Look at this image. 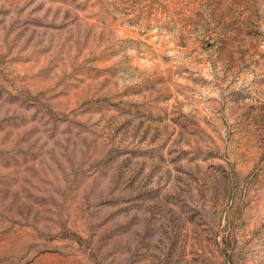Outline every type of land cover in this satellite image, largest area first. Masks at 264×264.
<instances>
[{"label": "rangeland", "instance_id": "1", "mask_svg": "<svg viewBox=\"0 0 264 264\" xmlns=\"http://www.w3.org/2000/svg\"><path fill=\"white\" fill-rule=\"evenodd\" d=\"M0 264H264V0H0Z\"/></svg>", "mask_w": 264, "mask_h": 264}]
</instances>
